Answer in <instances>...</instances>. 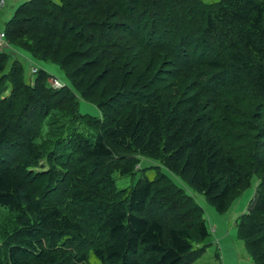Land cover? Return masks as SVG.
I'll return each instance as SVG.
<instances>
[{"label": "trees", "instance_id": "obj_1", "mask_svg": "<svg viewBox=\"0 0 264 264\" xmlns=\"http://www.w3.org/2000/svg\"><path fill=\"white\" fill-rule=\"evenodd\" d=\"M5 35L0 207L14 219L0 223L4 264H87L88 251L71 248L86 242L100 264H190L210 234L200 203L168 175L116 183L144 153L220 212L257 177L236 228L264 264V0H26ZM16 47L59 64L68 83L50 86L43 69L27 82L20 59L7 68ZM105 83L114 91L93 100L100 114L81 113ZM45 124L55 133L42 148ZM45 156L52 166L34 169Z\"/></svg>", "mask_w": 264, "mask_h": 264}, {"label": "rangeland", "instance_id": "obj_2", "mask_svg": "<svg viewBox=\"0 0 264 264\" xmlns=\"http://www.w3.org/2000/svg\"><path fill=\"white\" fill-rule=\"evenodd\" d=\"M60 1V0H55ZM202 3V6L205 8H210L212 3H217L220 0H198ZM24 1H21L16 8ZM15 8V9H16ZM15 11V10H14ZM17 48V47H16ZM16 56L13 55L7 64V68L10 67L12 60L14 58L20 59L24 66V76L27 82L33 83L35 74L32 72L33 67H37L39 69L47 70L51 75L47 78V83L50 86L55 87L56 80L61 82L62 85L68 83V79L64 70L60 67L59 64L47 61L40 60L33 57L29 52L23 50L21 48H17ZM163 59L160 57H156V62L158 65L161 64ZM147 64V63H146ZM4 84L0 85V90H2ZM106 83L102 84L95 92L91 94L89 99L80 100L79 110L81 113H90L92 115H99V108L93 103L94 99H97L101 96L111 95L114 91L113 87L106 86ZM60 87V86H59ZM113 89V90H112ZM6 90V89H5ZM4 90V93H6ZM126 99V98H125ZM124 99V100H125ZM55 121H66L64 116H60V118H54ZM21 124V123H20ZM29 125L36 129V133L39 130L37 127V122L31 121ZM52 125V124H51ZM72 125V123H71ZM53 126V125H52ZM81 130L83 132L86 131V126L82 124ZM22 128L25 129L26 125L23 124ZM66 129V128H65ZM64 129V130H65ZM74 128L68 127L64 132H57L60 136H66L69 132H72ZM50 131V132H49ZM51 126L45 124L43 131L41 132V136L37 139V143L40 147L44 148L46 145L45 139L48 137H53L55 132H51ZM56 133V134H57ZM48 144V143H47ZM54 144H48V148L53 146ZM45 152H49V149ZM12 155H16L19 158V154L17 153V149L10 152ZM7 157V156H5ZM10 159V158H9ZM13 160V159H10ZM134 173L126 176L120 175L116 173V183L120 188H126L133 186L138 179L143 176L147 177L150 180L154 181L156 184H164L167 181L170 182L167 175L179 186L184 187L187 192H189L202 206L204 209V218L207 221V227L209 229V236L205 239L204 244L206 245V249L199 252L196 257H190V264H220L224 261L225 264H258L251 256L246 243L243 239L239 238L237 228H236V220L242 215L244 212L248 210L251 200L255 196L256 186L258 179L254 177L252 183L249 187L245 188L242 193L229 202L227 209L223 212L218 211L213 205H211L205 198L204 194L198 190L195 186H190L180 178L178 175L171 172V170L162 162L160 158L155 156H150L146 153L141 155L140 161L134 162ZM52 165L49 163V158L47 156L44 157V160L41 166H35L34 169H48ZM33 172V171H32ZM190 175H186L187 179H190ZM47 186L45 177L38 178L36 181L32 183V192L35 193L34 197H42L43 190ZM62 190V189H61ZM56 192L57 198L61 197L63 194L62 191ZM14 217L11 214V211L0 207V223L4 221L5 217ZM89 238V237H88ZM195 247H201L202 243L194 239ZM71 248L74 251L79 249H85L88 251V263L87 264H100V261L93 255L91 248L88 247L87 242L82 244L81 246L73 243ZM3 250V246L0 247ZM5 255L1 253L0 263L4 264Z\"/></svg>", "mask_w": 264, "mask_h": 264}, {"label": "crops", "instance_id": "obj_3", "mask_svg": "<svg viewBox=\"0 0 264 264\" xmlns=\"http://www.w3.org/2000/svg\"><path fill=\"white\" fill-rule=\"evenodd\" d=\"M4 1H5L4 5L0 6V33L5 32L6 22L13 15L16 6L21 1H26V0H4ZM5 47H8V44ZM1 49L2 48H0V50ZM220 264H225V263L223 261Z\"/></svg>", "mask_w": 264, "mask_h": 264}, {"label": "built area", "instance_id": "obj_4", "mask_svg": "<svg viewBox=\"0 0 264 264\" xmlns=\"http://www.w3.org/2000/svg\"><path fill=\"white\" fill-rule=\"evenodd\" d=\"M4 3H5L4 0H0V6H3ZM5 46H7L6 35H5V32H1L0 33V48H4ZM32 72L34 74L37 73L38 72V68L37 67H33L32 68ZM55 84H56L55 87H59V86L62 87L63 86L62 83L57 81V80H56Z\"/></svg>", "mask_w": 264, "mask_h": 264}]
</instances>
